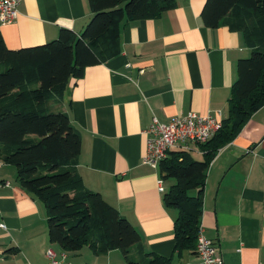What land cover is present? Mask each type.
Instances as JSON below:
<instances>
[{
    "label": "crops",
    "instance_id": "0c3cea01",
    "mask_svg": "<svg viewBox=\"0 0 264 264\" xmlns=\"http://www.w3.org/2000/svg\"><path fill=\"white\" fill-rule=\"evenodd\" d=\"M205 1L175 0V7L152 18L123 21L118 55L70 78L63 99L52 105L80 135L76 170L84 186L138 230L146 253L171 264L199 260L195 251L175 249L178 211L163 203L174 181L164 182L158 168L142 162L144 131L152 118L166 123L189 112L225 119L237 63L251 53L241 32L204 26ZM91 16L88 0H21L16 18L0 25V33L10 50L41 46L61 29L79 36ZM189 146L191 156L202 160L200 146ZM4 182L0 263L46 264L45 252L52 249L58 259L65 253L69 264H127L116 249L96 254L87 245L69 252L50 243L44 204L20 186L15 166L0 159ZM200 227L223 264H264V106L210 161ZM12 248L16 253L6 257Z\"/></svg>",
    "mask_w": 264,
    "mask_h": 264
},
{
    "label": "trees",
    "instance_id": "16d2710c",
    "mask_svg": "<svg viewBox=\"0 0 264 264\" xmlns=\"http://www.w3.org/2000/svg\"><path fill=\"white\" fill-rule=\"evenodd\" d=\"M88 5L92 16L79 36L61 29L57 39L44 45L10 50L0 33V159L15 166L20 186L44 204L50 243L69 252L87 245L96 254L116 249L127 264H171L146 253L138 230L84 186L76 170L80 135L68 115L52 105L61 102L70 78H81L87 67L118 55L123 21L152 18L176 3L88 0ZM200 16L207 28L241 32L251 53L237 63L238 77L220 130L199 145L202 160L189 151L172 150L158 166L164 181H174L163 203L178 211L173 235L179 251L195 249L210 161L264 106V0H206ZM5 253L7 257L16 249Z\"/></svg>",
    "mask_w": 264,
    "mask_h": 264
},
{
    "label": "built area",
    "instance_id": "2783aa9c",
    "mask_svg": "<svg viewBox=\"0 0 264 264\" xmlns=\"http://www.w3.org/2000/svg\"><path fill=\"white\" fill-rule=\"evenodd\" d=\"M21 0H0V25L12 23L17 16V7ZM222 125L220 115H198L189 112L181 117H172L168 122L162 123L152 118L148 128L144 131L146 140V151L142 162L151 167L158 168L161 161L166 159L168 152L176 147L183 151H189V145H202L217 133ZM162 184V180H159ZM8 186V182L0 184ZM162 190V188H160ZM199 264H223L221 254L215 243L208 239L199 227L196 245L194 249ZM46 264H69L65 253L58 259L52 249L45 252Z\"/></svg>",
    "mask_w": 264,
    "mask_h": 264
},
{
    "label": "rangeland",
    "instance_id": "374dc122",
    "mask_svg": "<svg viewBox=\"0 0 264 264\" xmlns=\"http://www.w3.org/2000/svg\"><path fill=\"white\" fill-rule=\"evenodd\" d=\"M194 158H197L196 156ZM171 180L169 179L168 182H170ZM173 181V180H172ZM165 182V181H164Z\"/></svg>",
    "mask_w": 264,
    "mask_h": 264
}]
</instances>
